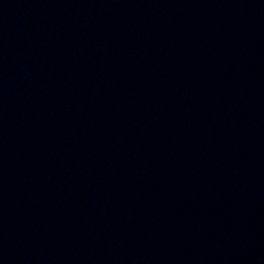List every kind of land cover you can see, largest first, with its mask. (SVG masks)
<instances>
[{
	"label": "water",
	"instance_id": "1",
	"mask_svg": "<svg viewBox=\"0 0 264 264\" xmlns=\"http://www.w3.org/2000/svg\"><path fill=\"white\" fill-rule=\"evenodd\" d=\"M0 264H264V0H0Z\"/></svg>",
	"mask_w": 264,
	"mask_h": 264
}]
</instances>
